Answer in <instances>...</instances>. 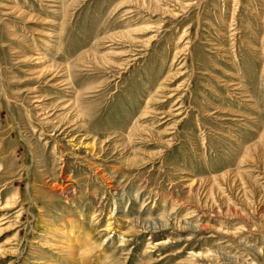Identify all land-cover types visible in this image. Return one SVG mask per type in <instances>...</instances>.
Wrapping results in <instances>:
<instances>
[{
  "label": "rangeland",
  "instance_id": "rangeland-1",
  "mask_svg": "<svg viewBox=\"0 0 264 264\" xmlns=\"http://www.w3.org/2000/svg\"><path fill=\"white\" fill-rule=\"evenodd\" d=\"M0 264H264V0H0Z\"/></svg>",
  "mask_w": 264,
  "mask_h": 264
}]
</instances>
